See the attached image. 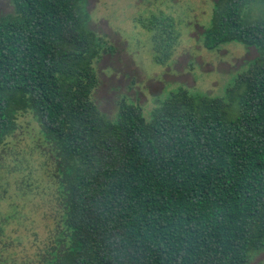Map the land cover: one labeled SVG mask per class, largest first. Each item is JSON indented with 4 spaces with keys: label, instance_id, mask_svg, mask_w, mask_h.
<instances>
[{
    "label": "trees",
    "instance_id": "1",
    "mask_svg": "<svg viewBox=\"0 0 264 264\" xmlns=\"http://www.w3.org/2000/svg\"><path fill=\"white\" fill-rule=\"evenodd\" d=\"M0 17V168L19 113L48 152L53 228L16 258L0 213V264H247L264 251V19L254 0H215L202 45L257 55L222 97L178 87L145 118L93 99L104 43L87 29L86 0H12ZM153 61L171 60V19L154 18ZM234 112L233 114H231Z\"/></svg>",
    "mask_w": 264,
    "mask_h": 264
},
{
    "label": "rangeland",
    "instance_id": "2",
    "mask_svg": "<svg viewBox=\"0 0 264 264\" xmlns=\"http://www.w3.org/2000/svg\"><path fill=\"white\" fill-rule=\"evenodd\" d=\"M215 0H86L87 29L104 43L94 61L98 84L93 99L110 119L121 99L138 104L145 118L178 87L193 95L222 97L236 75L256 57L253 47L229 42L214 49L202 45L203 30L211 24ZM12 0H0V17L11 13ZM251 19H264V0L245 9ZM154 18L171 19L178 43L171 60L153 61ZM232 112L231 114H233ZM18 127L4 146L0 168V213L12 215L6 233L16 258L31 256L46 242L53 228L51 164L47 150L36 141L37 124L19 113ZM247 264H264V251Z\"/></svg>",
    "mask_w": 264,
    "mask_h": 264
}]
</instances>
